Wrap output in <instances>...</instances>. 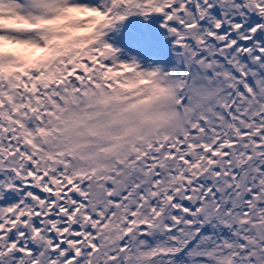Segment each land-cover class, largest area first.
<instances>
[{
	"label": "snow or ice",
	"instance_id": "obj_1",
	"mask_svg": "<svg viewBox=\"0 0 264 264\" xmlns=\"http://www.w3.org/2000/svg\"><path fill=\"white\" fill-rule=\"evenodd\" d=\"M0 264H264V0H0Z\"/></svg>",
	"mask_w": 264,
	"mask_h": 264
},
{
	"label": "rangeland",
	"instance_id": "obj_2",
	"mask_svg": "<svg viewBox=\"0 0 264 264\" xmlns=\"http://www.w3.org/2000/svg\"><path fill=\"white\" fill-rule=\"evenodd\" d=\"M130 27L133 29L134 27V30H138L139 29V25L135 22V20L132 21Z\"/></svg>",
	"mask_w": 264,
	"mask_h": 264
}]
</instances>
